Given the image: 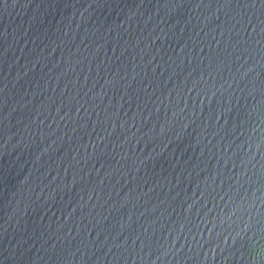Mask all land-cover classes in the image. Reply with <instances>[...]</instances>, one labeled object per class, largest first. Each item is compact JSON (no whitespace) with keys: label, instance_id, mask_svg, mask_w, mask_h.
Returning a JSON list of instances; mask_svg holds the SVG:
<instances>
[{"label":"water","instance_id":"1","mask_svg":"<svg viewBox=\"0 0 264 264\" xmlns=\"http://www.w3.org/2000/svg\"><path fill=\"white\" fill-rule=\"evenodd\" d=\"M0 264H264V0H0Z\"/></svg>","mask_w":264,"mask_h":264}]
</instances>
